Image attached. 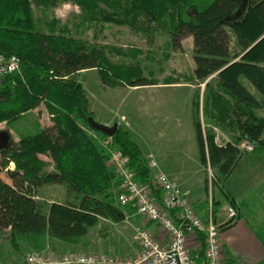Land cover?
<instances>
[{
  "label": "trees",
  "instance_id": "1",
  "mask_svg": "<svg viewBox=\"0 0 264 264\" xmlns=\"http://www.w3.org/2000/svg\"><path fill=\"white\" fill-rule=\"evenodd\" d=\"M72 1L86 22L101 23V27L126 26L148 36V41L159 31L168 35L175 50L181 48L183 39L192 37V78L211 91L212 125L237 133L234 142L216 146L213 131L207 129L217 182L225 179L242 155L235 144L246 140L253 144L254 153H264V116L255 113L264 106V0ZM59 2L0 0V54L19 59V69L0 83V123L11 124L41 103L53 122L52 128L35 122L18 142L8 132L7 143L0 147V168L10 180L0 177V240L6 239L16 250L21 243L43 251L48 238L78 244L102 219L121 222L123 213L116 204L120 181L108 164L110 149L128 158L138 181L149 183L152 178L139 145L128 131L118 126L109 137L91 127L89 102L75 77L81 71L97 70L108 86L157 83L108 79L104 72L108 62L101 49L57 29L55 19L35 18L33 7L43 12ZM232 35L236 53L231 50ZM213 75L216 90L209 86ZM248 85L259 93L260 100ZM81 123L103 138V145ZM194 129L205 164L199 119ZM108 139L111 142L105 145ZM10 162L13 169L8 167ZM44 184L64 185L74 193L76 202L36 198Z\"/></svg>",
  "mask_w": 264,
  "mask_h": 264
},
{
  "label": "rangeland",
  "instance_id": "2",
  "mask_svg": "<svg viewBox=\"0 0 264 264\" xmlns=\"http://www.w3.org/2000/svg\"><path fill=\"white\" fill-rule=\"evenodd\" d=\"M33 10L35 18L42 21L46 18L55 19L57 29H64L67 35L85 40L101 49L108 62L107 66L104 65V72L110 80L144 79L158 84L169 78L171 81H185L192 77L194 69L192 47L186 38L182 40L181 48L175 50L168 35L159 31L155 32L150 37L151 40L148 41V36L126 26L103 24L101 27V23L86 22L83 20L81 10L72 0H60L53 9L48 11L42 12L35 7ZM234 44L235 38L232 35L230 43L232 53L238 51ZM75 78L87 95L88 108L94 120L103 125L109 116L114 117L116 122L120 121V116H124L126 121L125 123L120 122V127L130 132L144 156H147L148 153L153 154L160 169L167 175L172 176L177 170L176 166L181 163L186 165L189 171L187 173H193L195 169L200 168V154L194 129L196 119H199L201 123L205 141L207 129L213 131L214 145L217 140L223 144H226V141L234 142L237 135L231 130H223L212 125V120L207 118L204 113L197 116L196 108L193 107L198 99L197 94H190L187 89L153 87L137 90L131 89L126 83L108 86L102 82L97 70L84 71L77 74ZM209 81V86L215 89L213 87L215 86V75ZM242 81L246 84L245 79ZM191 84L195 87L193 89H200L196 86V81H191ZM248 86L260 100L259 93L252 86ZM204 87L205 85H203L204 94L202 95L203 106L206 99V88ZM255 113L258 116H264V106L256 110ZM51 119L52 115L49 114L45 104L41 103L35 110L11 124L0 123V147L7 143L8 132L13 141L18 142L19 136L26 133L27 130L30 131L35 122H38L42 128H52ZM81 125L91 137L98 139L97 142L103 145L105 141L103 138H100L85 124L81 123ZM112 125L113 123L109 126ZM243 142L246 140L235 145H240ZM207 143L206 141L204 144L206 153H208L204 168L206 177L208 162L212 165ZM241 151L243 152V150ZM39 157L44 161H50L47 156L39 155ZM8 167L14 168V163L10 162ZM51 169L52 165H49L47 170ZM211 170L215 175L213 166H211ZM201 176L202 174H197V176L190 177L189 186L192 190L202 191L203 187L199 182ZM0 177L6 182H10L5 170L1 168ZM172 178L175 181L179 180L175 176ZM39 196L45 201L76 202L74 193L68 192L61 184L42 185ZM129 214L131 215L129 222H132L135 217L132 215L133 213ZM134 222L135 220L132 223ZM133 235V228L130 224L125 223L124 216L120 223L102 219L78 244H69L49 238L48 250L55 255L94 253L129 257L135 255L139 250ZM19 248L18 250L14 249L6 239L0 240V264H24V255L31 251L47 253L46 251L28 249L21 243Z\"/></svg>",
  "mask_w": 264,
  "mask_h": 264
},
{
  "label": "built area",
  "instance_id": "3",
  "mask_svg": "<svg viewBox=\"0 0 264 264\" xmlns=\"http://www.w3.org/2000/svg\"><path fill=\"white\" fill-rule=\"evenodd\" d=\"M19 69L16 56L0 54V83L8 74ZM110 140L105 145L110 144ZM228 142V141H226ZM218 146L224 145L219 140ZM238 149L251 152L253 145L243 142ZM128 158L119 150H109L108 164L113 167L120 181L116 204L122 209L125 223L133 228V238L138 252L129 257L99 255L94 253H50L31 251L24 255V264H196L190 253L188 241L198 244L200 235L204 237V261L201 264H241L226 261L220 242V225L215 221L213 184L215 175L211 165H207V209L202 218L196 211L194 202L179 184L170 179L159 167L153 154L146 156V164L152 173L149 183L136 179L129 167ZM140 220L129 222V210ZM236 215L233 208L228 209L229 218ZM150 224V227L147 225ZM200 247V246H199Z\"/></svg>",
  "mask_w": 264,
  "mask_h": 264
},
{
  "label": "crops",
  "instance_id": "4",
  "mask_svg": "<svg viewBox=\"0 0 264 264\" xmlns=\"http://www.w3.org/2000/svg\"><path fill=\"white\" fill-rule=\"evenodd\" d=\"M190 38L192 37H187L186 39H188L190 47L193 49V41L192 39L190 41ZM82 72L84 71H81L78 74ZM169 79L155 85L136 86L131 87V89L142 90L151 89L153 87H173L187 89L190 94H197L198 99L197 102L194 103L195 106H193L196 108L197 116H201V114L203 115L204 113L207 115V118L212 120L210 115H213L214 113L209 105L208 100L211 95L210 90H205L206 99L204 106L202 103L204 83L197 82L196 86L200 88L197 90L193 89L195 87H193V84H191V81H194L192 77L185 81H171ZM213 87L215 88L214 90H216V87ZM125 121L126 120L124 116H120L119 122H116L114 117L112 118L109 116L103 125L109 126L112 123H117L118 126H120L119 123H125ZM205 143L206 141L204 139V144ZM205 154L207 157L208 153H206V150ZM144 158L146 159V156H144ZM199 163L200 168L195 169L193 173H187L189 171L187 170L186 165L183 163L179 164V166H176L177 170L174 171L172 176L167 175L163 170L162 171L174 181L175 179L172 178L174 176L179 179L176 182L179 183L180 189L187 193L188 196L193 200L197 213L202 218H204L206 215L208 201L206 173L204 169L205 164H202L200 155ZM197 174H202V178L199 181L203 187L202 191L192 190V188L189 186L190 177L193 175L197 176ZM39 192L40 188H38V196L36 198L41 199ZM213 200L215 221L218 225H220V242L226 261H238L241 264H264V153L243 151L241 157L231 172L225 177V179H223L221 182H217V179H215L213 184ZM47 201L57 202L54 200ZM229 208H233L236 213L233 218H229L228 216ZM128 210L129 213H133V210L130 209V207H128ZM134 220L138 221L140 219L136 216ZM147 226L150 227V224ZM48 243L49 238L47 239L46 248L43 251L50 253L48 250ZM188 245L190 247L191 255L195 257V263L201 264L204 261L203 249L205 248L203 235H200L198 244H195L194 241L190 239L188 241Z\"/></svg>",
  "mask_w": 264,
  "mask_h": 264
},
{
  "label": "water",
  "instance_id": "5",
  "mask_svg": "<svg viewBox=\"0 0 264 264\" xmlns=\"http://www.w3.org/2000/svg\"><path fill=\"white\" fill-rule=\"evenodd\" d=\"M88 121L92 128L106 134L109 137L113 136V134L117 131L118 128L117 123H114L112 126H106L96 122L92 117H89Z\"/></svg>",
  "mask_w": 264,
  "mask_h": 264
}]
</instances>
